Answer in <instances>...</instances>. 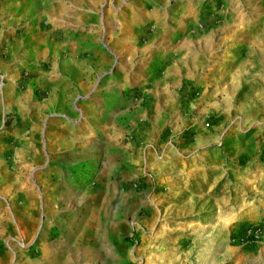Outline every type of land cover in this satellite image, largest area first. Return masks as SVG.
<instances>
[{
	"label": "rangeland",
	"instance_id": "obj_1",
	"mask_svg": "<svg viewBox=\"0 0 264 264\" xmlns=\"http://www.w3.org/2000/svg\"><path fill=\"white\" fill-rule=\"evenodd\" d=\"M0 264H264V0H0Z\"/></svg>",
	"mask_w": 264,
	"mask_h": 264
},
{
	"label": "crops",
	"instance_id": "obj_2",
	"mask_svg": "<svg viewBox=\"0 0 264 264\" xmlns=\"http://www.w3.org/2000/svg\"><path fill=\"white\" fill-rule=\"evenodd\" d=\"M90 141H92V139H90ZM72 145H68V147L64 148L61 152H59L56 157V162L58 163L59 165V168L60 170L63 172V173H67L69 172V169L72 167V162H71V159L74 154H73V151H72ZM86 150V147H82L81 151L84 152ZM128 163L129 164V168L130 169H133V171H135V168L133 167L134 165H132V163H134V161H131L129 160L128 162L126 161H123L122 163L119 164V168H121L122 166H125V165H128L126 164ZM63 187V183L62 181H60V183H58V190H61V188ZM98 189L97 187H91L89 189H87L85 192H84V196L83 197H79L78 200H77V206L78 207H81L83 204L86 203V199L87 198H91L92 199V202L93 203H97V202H100L99 200H102V197H97L98 196ZM93 191H96V192H93ZM88 193L90 194H93L92 196H89ZM68 200V201H67ZM66 201H62V199H60L59 196L56 197V202L57 204H65V210L67 209H71L73 208L75 205L72 203V200L70 199V197H68ZM121 201V199H120ZM118 204V206H121V202H115ZM62 211V208L59 209V212ZM68 218H70V216H66Z\"/></svg>",
	"mask_w": 264,
	"mask_h": 264
}]
</instances>
